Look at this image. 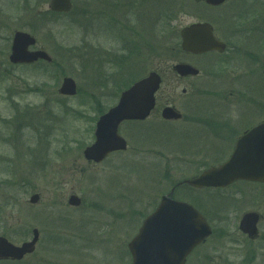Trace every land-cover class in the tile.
Segmentation results:
<instances>
[{"label":"rangeland","instance_id":"obj_1","mask_svg":"<svg viewBox=\"0 0 264 264\" xmlns=\"http://www.w3.org/2000/svg\"><path fill=\"white\" fill-rule=\"evenodd\" d=\"M232 1L242 9L244 3L238 4L242 0ZM245 1L253 5L254 16L257 9L264 13V0ZM158 2L134 0L135 12L147 18L134 26L133 11L123 8L128 12L113 13L121 10L107 5L104 10L99 0H74L75 11L57 20L46 13L49 0H0V236L21 245L32 239L34 228L40 231L34 253L0 264H128V243L143 220L172 186L190 177L181 166L174 168L169 162L164 166L176 156L163 147L166 141L155 146L160 153L156 158L149 155L152 145L139 150L140 142L157 140L143 127H121L127 152L113 153L101 163H89L83 155L94 141L98 108L105 111L115 105L126 83L152 70L162 69L166 81L172 80L171 66L190 60L181 49L180 30L213 19L216 13L194 0H164L173 18L160 31ZM33 14L41 19L34 21ZM16 30L35 35L38 47L58 60V66L44 74L47 68L42 64H11L8 57ZM199 63L201 76L178 86L176 105L185 112L190 95L183 96L184 88L203 92L206 99L198 104L216 106L220 103L216 94L229 96L232 73L240 72L234 67H208L200 59ZM64 76L76 80V96H59ZM251 83L264 93V78L254 77ZM238 109L245 112L242 120L254 119L250 105ZM20 115L24 120L18 121ZM168 139L171 148L183 146V135ZM186 191L179 187L174 197L197 205L202 193ZM72 192L82 198L80 207L68 205ZM35 193L41 198L33 204L29 199ZM217 194L215 206L201 208L213 233L186 264H264V219L256 240L239 230L245 212L264 216V185L239 184Z\"/></svg>","mask_w":264,"mask_h":264},{"label":"water","instance_id":"obj_2","mask_svg":"<svg viewBox=\"0 0 264 264\" xmlns=\"http://www.w3.org/2000/svg\"><path fill=\"white\" fill-rule=\"evenodd\" d=\"M209 4L219 5L225 0H202ZM50 7L54 11L68 12L72 8L71 0H51ZM182 49L193 53H202L212 49L223 50L213 35V28L208 23H195L181 29ZM37 39L30 33L16 31L10 60L13 63H32L38 59L52 61V57L44 50L30 51ZM173 70L180 76L199 74V70L190 64L177 63ZM161 76L152 71L148 76L136 81L122 92L119 102L107 113L103 114L96 126V140L84 150L88 161L101 162L109 153L127 148L126 140L119 134V125L124 120H144L155 106V94L160 88ZM59 92L73 96L77 93L76 81L65 77ZM166 119H180L182 114L174 107L163 109ZM264 182V123L243 136L233 156L219 167L205 171L197 178L186 180L192 186L225 187L236 180ZM170 195H164L157 208L143 221L137 235L129 242L132 255L129 264H185L189 254L212 234L207 219L190 203L179 201ZM40 194H33L31 203H38ZM69 204L81 205L77 195H71ZM257 212H246L240 229L251 239L259 235ZM40 238L37 228L33 230V238L21 245H15L6 237L0 236V260H22L35 251ZM244 264V263H240Z\"/></svg>","mask_w":264,"mask_h":264},{"label":"flooded vegetation","instance_id":"obj_3","mask_svg":"<svg viewBox=\"0 0 264 264\" xmlns=\"http://www.w3.org/2000/svg\"><path fill=\"white\" fill-rule=\"evenodd\" d=\"M99 1L103 3L104 10H107L106 5L111 7L112 0ZM229 2L230 0H226L217 6L203 3L207 8L215 10L216 13L213 15V19L202 22L212 24L213 33L220 43L219 46L224 49H214L198 54L184 51L190 60L180 62L199 69L198 75L181 77L172 71L173 79L168 82L164 78V71L159 69L158 71L162 75V84L156 94V105L149 117L145 120H127L121 124V127L123 125H132L133 128L143 127L147 134L149 131L152 135L156 134L155 139L157 140L140 142L138 145L139 150L145 146H154L149 149V155L154 158L160 154L155 146H162V142L166 141L163 147L166 146L176 156L168 158L164 162V166L167 167L170 164L174 168L183 167L190 175L189 179L196 178L206 170L218 167L228 161L235 152L239 140L264 122V93H260L259 89L251 83L254 77L264 78V13L257 9L255 11L257 15L254 16L253 5L247 6L245 0L238 3L240 6L244 3L242 9L236 6L235 1ZM113 3L120 9L125 5L124 0H113ZM199 59L203 60L208 67L221 70L234 67L238 68L240 72L232 73L230 84L233 88L230 89L229 96L216 94V97H220V103L216 106L206 108V106L198 104L206 99L203 92L191 88L188 91L187 88H184L183 96L190 95L188 97L190 108H188V112H185L176 105L179 96L177 95L178 86L181 82H190L191 79L201 76L203 68ZM204 63L202 65H205ZM191 93L194 94L191 95ZM242 104L250 105L252 110L248 112L253 115L252 121L242 120L245 112L238 109ZM167 106L178 109L182 113V118L172 120L164 118L162 111ZM146 123L149 125L145 126ZM181 124L184 125L179 126ZM176 133L184 136V140L180 142L183 146L171 148L168 138ZM128 149L124 152H127ZM182 182H177L171 190L185 187L187 193L192 191L202 193L196 198L200 208L210 206V204L215 206L220 198L217 193L223 189L239 184L264 185L261 182L238 180L227 187L197 188L187 183L182 184ZM263 219L262 215L260 222Z\"/></svg>","mask_w":264,"mask_h":264},{"label":"trees","instance_id":"obj_4","mask_svg":"<svg viewBox=\"0 0 264 264\" xmlns=\"http://www.w3.org/2000/svg\"><path fill=\"white\" fill-rule=\"evenodd\" d=\"M158 1H159L158 2L159 5H158L157 16H156L157 17L156 22H157V29L161 31L164 26H166V25L168 26L171 23L173 15L171 14V10L168 6V3H165L164 0H158ZM142 16L143 15H139L138 17H136L137 20H136L135 24L137 23V24L142 25V23L145 22V19L147 20V18L145 16H143V18H142ZM32 18L34 19V21H39L41 19L40 16H36V15L32 16ZM42 18H45V16L44 17L42 16ZM112 25L110 27H112ZM142 29H143V27H142ZM73 52H74L73 49H69V54L72 55ZM57 64H58L57 61H54L53 65H57ZM132 82H134V81H131L130 83H126L125 87H123V88H127ZM98 112L101 113V112H103V110L99 107Z\"/></svg>","mask_w":264,"mask_h":264}]
</instances>
